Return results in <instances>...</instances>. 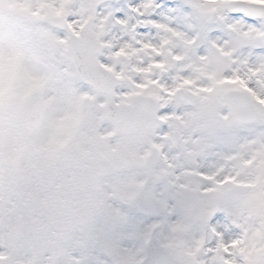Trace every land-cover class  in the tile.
<instances>
[{
	"label": "snow or ice",
	"instance_id": "snow-or-ice-1",
	"mask_svg": "<svg viewBox=\"0 0 264 264\" xmlns=\"http://www.w3.org/2000/svg\"><path fill=\"white\" fill-rule=\"evenodd\" d=\"M187 5L0 0V264H264V0Z\"/></svg>",
	"mask_w": 264,
	"mask_h": 264
},
{
	"label": "rangeland",
	"instance_id": "rangeland-1",
	"mask_svg": "<svg viewBox=\"0 0 264 264\" xmlns=\"http://www.w3.org/2000/svg\"><path fill=\"white\" fill-rule=\"evenodd\" d=\"M130 1V2H129ZM167 1V0H163ZM177 3H174V7L170 8L169 6L165 9H163L160 5V8L157 10V15L155 16L156 19L163 20L165 17L172 16L174 17L173 23H175L176 20H179L183 18L184 16H187L190 13V8H188L187 0H176ZM125 4H134L137 2V0H124ZM158 4V3H157ZM185 7L186 11L183 10L181 7Z\"/></svg>",
	"mask_w": 264,
	"mask_h": 264
},
{
	"label": "clouds",
	"instance_id": "clouds-1",
	"mask_svg": "<svg viewBox=\"0 0 264 264\" xmlns=\"http://www.w3.org/2000/svg\"><path fill=\"white\" fill-rule=\"evenodd\" d=\"M85 39H87V34L85 35Z\"/></svg>",
	"mask_w": 264,
	"mask_h": 264
}]
</instances>
